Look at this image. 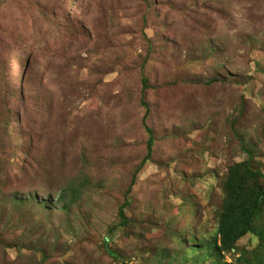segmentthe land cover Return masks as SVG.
<instances>
[{
	"label": "rangeland",
	"instance_id": "obj_1",
	"mask_svg": "<svg viewBox=\"0 0 264 264\" xmlns=\"http://www.w3.org/2000/svg\"><path fill=\"white\" fill-rule=\"evenodd\" d=\"M0 264H264V0H0Z\"/></svg>",
	"mask_w": 264,
	"mask_h": 264
},
{
	"label": "trees",
	"instance_id": "obj_2",
	"mask_svg": "<svg viewBox=\"0 0 264 264\" xmlns=\"http://www.w3.org/2000/svg\"><path fill=\"white\" fill-rule=\"evenodd\" d=\"M257 202H255L252 210L246 211L241 209L240 215L234 214L233 206L227 207L223 210L219 219L218 232L220 234V250H230L234 248L236 241L250 231L252 218L256 214ZM122 217V224L127 222L124 217L122 209L119 211Z\"/></svg>",
	"mask_w": 264,
	"mask_h": 264
}]
</instances>
